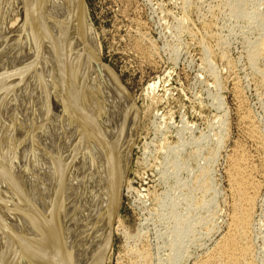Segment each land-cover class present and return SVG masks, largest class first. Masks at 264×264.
<instances>
[{
    "label": "rangeland",
    "instance_id": "374dc122",
    "mask_svg": "<svg viewBox=\"0 0 264 264\" xmlns=\"http://www.w3.org/2000/svg\"><path fill=\"white\" fill-rule=\"evenodd\" d=\"M229 1L83 0L99 44L98 60L120 95L119 115L139 106V127L111 224L117 228L103 264H170L174 254L175 264H197L212 253L231 234L237 201L228 173L234 154L243 155L253 170L257 194L241 246L250 264H264V0L237 1L236 9ZM253 10L256 19L248 24L242 14ZM251 51L259 53L256 62L249 61ZM196 178L204 182L196 185ZM190 197L192 202L200 197V206L191 205ZM173 243L180 248L174 254Z\"/></svg>",
    "mask_w": 264,
    "mask_h": 264
},
{
    "label": "bare ground",
    "instance_id": "6f19581e",
    "mask_svg": "<svg viewBox=\"0 0 264 264\" xmlns=\"http://www.w3.org/2000/svg\"><path fill=\"white\" fill-rule=\"evenodd\" d=\"M237 1L245 0L228 4L236 9ZM244 13L246 23L254 22V10ZM90 28L83 0H0V264H103L139 106L119 115L120 95L108 84ZM251 52L249 61L256 62L259 53ZM245 124L251 135L249 119ZM245 161L241 154L230 159L229 186L237 201L231 234L197 264H250L241 245L257 194ZM172 246L173 254L180 249Z\"/></svg>",
    "mask_w": 264,
    "mask_h": 264
}]
</instances>
